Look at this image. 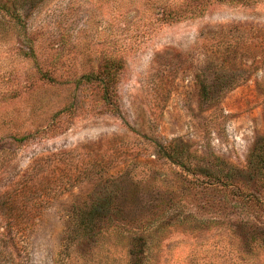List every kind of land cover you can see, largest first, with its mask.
I'll return each mask as SVG.
<instances>
[{
    "label": "rangeland",
    "instance_id": "1",
    "mask_svg": "<svg viewBox=\"0 0 264 264\" xmlns=\"http://www.w3.org/2000/svg\"><path fill=\"white\" fill-rule=\"evenodd\" d=\"M245 1L34 0L25 33L2 22L0 196L20 220L1 198L0 233L20 229L19 258L133 264L142 237V264H264V175L248 169L264 139V0ZM115 60L114 103L76 84ZM228 168L234 186L202 177ZM97 198L78 240L69 221Z\"/></svg>",
    "mask_w": 264,
    "mask_h": 264
},
{
    "label": "trees",
    "instance_id": "2",
    "mask_svg": "<svg viewBox=\"0 0 264 264\" xmlns=\"http://www.w3.org/2000/svg\"><path fill=\"white\" fill-rule=\"evenodd\" d=\"M244 2H246L244 0ZM34 0H0V25L6 23L11 28L15 29L18 32H26V25L24 22V17L22 11L29 5L33 4ZM175 16L177 15V11L173 13ZM7 22H4L3 19ZM24 36V35H23ZM25 37V36H24ZM26 38V37H25ZM27 40V38H26ZM115 65L114 67H112ZM122 66L118 60H115V63L105 65L102 69L92 72L89 74L81 75L78 79L76 84H95L99 88V92L101 94V98L105 102H112L114 103L117 99L116 97V90L115 85L117 81V76L119 70H121ZM45 76V75H44ZM47 78V77H46ZM77 86V87H78ZM206 87L202 86V95L205 97L206 95ZM164 157L171 160L172 162L176 163L182 169L190 172L189 164L180 161V159H176L171 151L166 150L163 153ZM248 169L252 171L254 174H261L264 175V139H261L256 143L254 146L253 151L250 154V158L248 160ZM204 175L202 176L204 180L209 183L215 184L217 187L220 188H228L234 186L235 180H233V175L235 170L232 171L231 168L227 169V175L225 176H218L219 172H215L214 174L209 173L208 171H204ZM194 174V171L190 172ZM203 179H201V184L207 183ZM57 184V183H56ZM53 187V190L56 188L61 187ZM10 194L5 193V195H1L0 199L2 200V206H4L2 210L1 216L4 219H8L11 222L20 220V212L18 210L13 209V197H9ZM239 199L243 197L240 194L236 193ZM238 199V200H239ZM244 200V199H243ZM239 200V201H243ZM103 204V198H97L96 201H92L90 207L88 209L77 210L73 213L69 221L70 227V234L73 237L77 238L78 240L92 230V225L95 223L88 218L90 215L95 214L97 215V211L99 209V205ZM103 216V214L101 213ZM98 216V215H97ZM99 222V221H97ZM21 233L20 229L16 227L5 228L0 233V254L5 255L11 258L12 255L20 257L22 246L19 243V234ZM69 235V234H68ZM72 239V238H71ZM145 243L142 241V237L136 238L130 249V256L132 258L133 264H142L143 262V253H144ZM16 264H27L21 258L18 259Z\"/></svg>",
    "mask_w": 264,
    "mask_h": 264
}]
</instances>
